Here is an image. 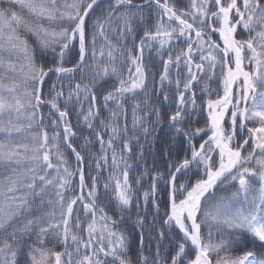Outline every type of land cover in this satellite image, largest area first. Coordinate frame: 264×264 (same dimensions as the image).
Masks as SVG:
<instances>
[{"label": "snow or ice", "instance_id": "obj_1", "mask_svg": "<svg viewBox=\"0 0 264 264\" xmlns=\"http://www.w3.org/2000/svg\"><path fill=\"white\" fill-rule=\"evenodd\" d=\"M0 264H264V0H0Z\"/></svg>", "mask_w": 264, "mask_h": 264}, {"label": "trees", "instance_id": "obj_2", "mask_svg": "<svg viewBox=\"0 0 264 264\" xmlns=\"http://www.w3.org/2000/svg\"><path fill=\"white\" fill-rule=\"evenodd\" d=\"M69 60H71V55L69 56ZM212 86L215 87V85H212ZM42 111H43L45 114H47V112H48V108H47V107H44V108L42 109ZM45 122H47V121H45ZM97 147H98V146H97ZM95 151H97V148H92V149H91V152H95ZM157 155H158V154H157ZM85 156H86V160H88V159H89V155H88V153H85ZM69 162H70V164H71L73 167H76V161H75L74 156H70V157H69ZM157 162L160 163L161 166L163 165V161H162V160H159V161H157ZM149 163H151L150 160H149ZM93 167H94V165H93ZM86 171H87V168H86ZM93 174H95V173H93ZM76 183H78V179H74L73 184L75 185ZM161 187H163V185H162ZM161 195H163V193H161ZM75 207L79 208L80 205H77V206H75ZM161 215H163V210L161 211ZM149 219H151V217H149ZM157 227H159V224L157 225Z\"/></svg>", "mask_w": 264, "mask_h": 264}]
</instances>
